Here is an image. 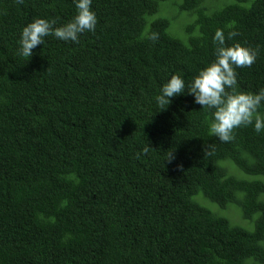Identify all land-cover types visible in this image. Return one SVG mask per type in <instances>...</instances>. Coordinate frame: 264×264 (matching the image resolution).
I'll return each mask as SVG.
<instances>
[{"label":"trees","instance_id":"trees-1","mask_svg":"<svg viewBox=\"0 0 264 264\" xmlns=\"http://www.w3.org/2000/svg\"><path fill=\"white\" fill-rule=\"evenodd\" d=\"M167 1L92 0L94 32L23 57V27L66 24L75 0H0V264H264V131L221 142L187 90L217 29L259 48L237 91L264 88V0H182L184 36ZM176 73L186 88L160 110Z\"/></svg>","mask_w":264,"mask_h":264},{"label":"clouds","instance_id":"clouds-1","mask_svg":"<svg viewBox=\"0 0 264 264\" xmlns=\"http://www.w3.org/2000/svg\"><path fill=\"white\" fill-rule=\"evenodd\" d=\"M23 4L24 0H15ZM92 0H75L76 14L64 25L57 26L55 19L36 18L23 27L19 40V54L31 57L32 50L44 43V37L52 35L63 41L79 43V35L86 31L94 32L97 16L91 8ZM239 35L237 31H229L227 36L222 29H217L213 36L215 44V59L201 69L187 86L194 102L202 108L212 110L213 119L209 124V133L221 142H231L235 139L234 131L240 127L254 124L257 133L264 131V116L258 109L264 101V88L258 93L237 91V68L251 67L258 55L259 48L243 45L239 42L231 46L226 40ZM147 39L156 42L159 34L155 31L147 35ZM186 86L182 77L176 73L162 85L161 94L155 97L160 110L170 103V98L184 92ZM230 90V91H229ZM208 147V146H207ZM206 147V148H207ZM206 150V149H205ZM149 147L142 152L146 154ZM139 156V153H138ZM168 160L173 159L172 152Z\"/></svg>","mask_w":264,"mask_h":264},{"label":"rangeland","instance_id":"rangeland-1","mask_svg":"<svg viewBox=\"0 0 264 264\" xmlns=\"http://www.w3.org/2000/svg\"><path fill=\"white\" fill-rule=\"evenodd\" d=\"M181 2H182V0H169V1H167L164 4V6L166 7V10L163 12V14L168 15V17H170L173 21L171 23L169 31L171 32V29L173 28V32L177 33L180 36H184V31L182 29V25L186 21H188V19H185L184 14H181L178 10V4H180ZM221 6H222V4H220V7ZM223 163L225 164V161ZM228 165H229V169L231 172H235L239 176L251 177V176L244 174L235 165H230V164H228ZM252 178H261L262 180H264V176L252 177ZM262 197L264 198V195ZM209 202H211V201H209ZM210 206L215 210L218 209L217 206H215V205L213 206L212 202H211ZM220 212L226 213L230 217V219L233 221V223H235V224L236 223L246 224V221L243 219L240 211L235 206H230L225 210H220ZM224 213H221V214L225 215Z\"/></svg>","mask_w":264,"mask_h":264}]
</instances>
